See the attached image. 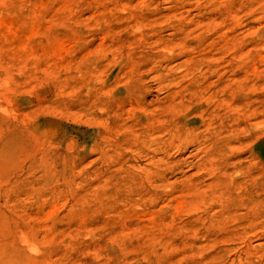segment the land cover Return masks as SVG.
Returning <instances> with one entry per match:
<instances>
[{
    "label": "rangeland",
    "instance_id": "rangeland-1",
    "mask_svg": "<svg viewBox=\"0 0 264 264\" xmlns=\"http://www.w3.org/2000/svg\"><path fill=\"white\" fill-rule=\"evenodd\" d=\"M0 264H264V0H0Z\"/></svg>",
    "mask_w": 264,
    "mask_h": 264
}]
</instances>
